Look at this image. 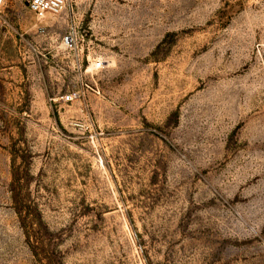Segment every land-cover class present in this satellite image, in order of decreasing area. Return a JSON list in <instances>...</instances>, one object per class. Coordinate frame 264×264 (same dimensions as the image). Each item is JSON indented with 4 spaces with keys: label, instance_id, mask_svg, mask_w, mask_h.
<instances>
[{
    "label": "rangeland",
    "instance_id": "374dc122",
    "mask_svg": "<svg viewBox=\"0 0 264 264\" xmlns=\"http://www.w3.org/2000/svg\"><path fill=\"white\" fill-rule=\"evenodd\" d=\"M27 1L0 0V264H264V0Z\"/></svg>",
    "mask_w": 264,
    "mask_h": 264
},
{
    "label": "built area",
    "instance_id": "2783aa9c",
    "mask_svg": "<svg viewBox=\"0 0 264 264\" xmlns=\"http://www.w3.org/2000/svg\"><path fill=\"white\" fill-rule=\"evenodd\" d=\"M27 5L29 9L38 17L43 19L48 14H58L65 9L66 0H28ZM64 49L72 52L75 66L77 70L82 67V60L76 50V41L72 33H68L61 41ZM94 70L101 69L103 67L102 61L96 60L90 64ZM75 95L69 94L62 97V102H69Z\"/></svg>",
    "mask_w": 264,
    "mask_h": 264
}]
</instances>
